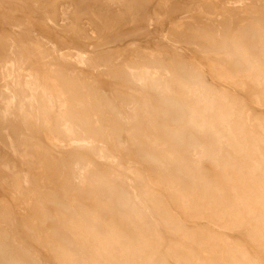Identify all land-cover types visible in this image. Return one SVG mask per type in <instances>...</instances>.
<instances>
[{
  "label": "rangeland",
  "instance_id": "374dc122",
  "mask_svg": "<svg viewBox=\"0 0 264 264\" xmlns=\"http://www.w3.org/2000/svg\"><path fill=\"white\" fill-rule=\"evenodd\" d=\"M111 1L114 4H104L101 13L95 2L87 0L82 4L79 0H0V202L7 206L6 218L0 221L4 256L24 264H63L58 263V255L77 247L55 214H69L72 198L89 209L93 203L89 183L100 177L110 186L113 201L119 195L124 199V205H111L115 216L131 211L148 239L141 251L122 254L127 238H120L111 257H102L101 264H185L181 257L191 253L194 264H201L206 258L228 259V250L233 258L264 264L260 207L239 222L227 214L231 188L241 190L245 178L264 169L262 163V170H254L264 160V53L257 49L258 38L245 37L238 54L222 47L215 36L206 40L199 35L207 31L228 36L250 22L264 31V0H145L150 14L139 22L145 34L119 42H110V36L134 23L136 12L128 0ZM13 17L20 19L19 27L8 24ZM21 44L38 50V63L27 68L36 73L40 91L52 81L59 86L60 96L48 92L49 127H56L62 103L63 124L69 132H61V142L55 145L45 137L40 92L30 105V92L22 84L14 88L16 98L9 105L36 113L26 123L13 116L1 117L9 97L1 72L8 63L16 70L14 53ZM136 52L142 62L134 60ZM142 64L150 77L158 73L167 80L175 95L180 93V83H193L180 79L177 69L183 74L194 69L202 89L226 99L231 113L218 156L198 161L189 155L178 160V151L162 133L164 126L172 125V117L147 89L151 79L137 83L124 77L126 70L138 72ZM147 120L157 127L155 136L161 146L155 152H171L178 161L166 170L151 169L143 157L148 146ZM10 140L17 151L26 142L31 144L30 155L38 157L37 163L30 167L23 163L9 148ZM74 162L85 168L82 180L73 179L69 166ZM177 165L180 173L175 171ZM68 180L83 182L86 192L73 196L60 191ZM191 186L196 194L184 208L179 190ZM130 226L125 223L122 229ZM253 230L260 233L259 241H252ZM186 231L194 233V240L187 238ZM213 246L216 253L207 254ZM90 250L83 251L84 260Z\"/></svg>",
  "mask_w": 264,
  "mask_h": 264
},
{
  "label": "bare ground",
  "instance_id": "6f19581e",
  "mask_svg": "<svg viewBox=\"0 0 264 264\" xmlns=\"http://www.w3.org/2000/svg\"><path fill=\"white\" fill-rule=\"evenodd\" d=\"M87 1L95 2V5L98 7V11L101 13L104 12V4H114L111 0ZM128 1L132 6H134L133 10H135L134 12H136L134 15V23L125 26L126 30H120L112 34L110 36V42L124 41L127 37L143 36L145 34L143 27L140 28L139 22L149 16L150 9L146 7L145 0ZM79 2L80 4H82L83 0H79ZM126 5L127 4H124L125 7ZM127 19L128 17H126V21L128 22ZM19 21V18L13 17V19L8 20V24L13 27H19L21 24ZM199 35L206 40L212 39L213 36H215L219 39V43L222 47H231L233 50L237 51L238 54H241L238 51L240 41H242L245 37H248L252 40L258 38L260 41L258 44L259 47L257 49L258 51L264 53V31H260V29L258 30V23H244L238 27L235 33H231L228 36H222L216 34L215 32L207 31ZM35 49L27 44H21V46L17 48L16 52L14 53L16 70L11 69L10 63H8V65L5 64V67L1 72V76L9 97L8 105L1 112V117L13 116L15 119L20 120L22 124L26 123L28 118L36 116V113L33 112L32 115L29 114L22 105H19L15 108H12L9 105L11 104V101L16 98V92L14 88L22 84V86L30 92V97L28 100L30 105L33 99H35L34 97L36 96V94L40 92L42 101L44 102L43 124H45L46 126V130L44 129V132L46 131L45 137L47 141L50 142V144L55 145L58 142H61V138L59 137L60 133L69 132V128L66 124H63L65 113L62 107L64 105H62V103H60L61 107L58 113V123L56 127L54 129H51V126L49 127L48 92L55 94L56 96H60L61 92L57 83L52 80L49 88L47 86V88H44L40 91L37 84L38 82H36V73L27 68V65H36L38 63V60L36 59ZM134 60L136 62H142V55L139 52H136L134 54ZM126 73H124V77L126 79H133V81L137 83H142L147 77L151 79V82L149 81L148 83H146L147 89L154 93L159 106L163 109H167L171 114L172 125L164 126L162 133L164 137L170 141V144L173 145L178 151V160L184 157L186 158L189 155L193 159L198 161L205 158L206 156L215 158L219 155V153L222 151V145L227 135L226 133L228 131V120L230 118L231 108L229 107V104L224 97L214 94L213 92L211 93L205 91L200 87V74H198L194 69L190 70L186 74H183L181 69L178 68L176 71L178 77L180 79L192 81L193 83L191 86H184L180 83V93L179 95H175V93H171V90L169 88L170 84L167 80L161 78L158 73L155 74L156 77H150L147 71V67L143 64L140 71L132 72L130 70H126ZM180 96L182 98H180ZM156 131V124L151 120H147L145 140L148 146L143 157L151 169L163 171L166 170L168 165L174 164L178 161L174 158L171 152H167L164 150H161L159 154L155 152V149L161 146L155 136ZM23 140L26 141V139L24 138ZM25 141L21 142H23L24 144ZM9 148L12 150V153L15 156L18 155V157L23 160V163H27L29 165L28 167H30V165L32 164L37 163L38 157L33 159V157L30 155L32 151L31 144L26 142V144L23 145L22 149L20 151H17L13 147L12 140H10ZM262 163H264V160H261L258 164L254 163L256 164L254 166V170L261 169L260 165H263ZM69 169L72 172L74 180H82L84 178L85 168L82 164L74 162L69 166ZM175 171L178 173L181 172L178 165L175 167ZM253 173L254 172H252V174ZM247 178L244 179L243 187L241 190H238L237 188H231L232 200L229 205V211H227V214L228 218H230L234 222H239L244 216L252 214L255 207H260V217L264 218V192L262 189L264 183V169L262 172L260 171L259 175H249V177ZM22 182H25V176H22ZM73 182H71V180L63 182L60 186V191L64 193H70L73 196L74 192L83 193L85 191V184L83 182ZM170 184L171 187H177L173 182H170ZM89 186H91V189L88 195L93 202L89 209H85L74 198H72L70 200L71 211L69 214L66 215L63 212L55 214L57 223L71 234L72 239H74L77 247V251L64 250L61 255H58L60 256L58 263L101 264L102 257L108 259L111 257L114 246L118 245V240L122 237L127 238V244L126 246H124V249H122V254H125L128 251H132V253L133 251L134 253L141 251L146 246L148 239L145 233L136 225L135 221L137 220V217L131 211L127 212L126 214H118L115 216L113 208L111 206L114 205L115 207H119L121 205H124V199L119 195L118 200L113 201V193L110 186H108L105 180L100 177H93L92 181L89 183ZM101 187H103V190L101 189ZM99 191H102L101 199H99L98 197ZM179 191L181 194L183 207L187 208L191 198L196 194V188L195 186H191L188 189H180ZM249 200H252L253 203L249 204ZM59 205L60 203L56 207L60 208ZM6 215L7 206L5 203L0 202V221L5 219ZM79 217H82L83 220H79ZM128 222L131 224L130 228L122 229L124 224ZM175 227L179 230L181 229L180 226L176 225ZM185 235L188 239L194 240L193 232L186 231ZM250 237L252 241H259L261 235L258 231L253 230L250 234ZM202 244L203 242H199V245ZM87 248H90L91 250L90 254H87V259L84 260L83 251ZM5 249L6 243L4 241V237L2 238L0 236V264H24L14 261L10 258H6L4 256ZM189 250L190 249H188V251ZM214 253H216V249L214 248V246L210 247L207 251V254L210 255ZM227 253L229 254V256L226 260L224 259V257H222L221 260L216 262L211 258H206L201 264H253L251 262H247L242 256L233 258V252L230 250H228ZM191 254L182 256L181 260L185 262V264H194L195 259ZM55 256L57 255H54V257Z\"/></svg>",
  "mask_w": 264,
  "mask_h": 264
}]
</instances>
